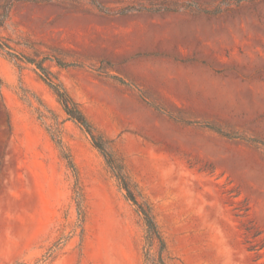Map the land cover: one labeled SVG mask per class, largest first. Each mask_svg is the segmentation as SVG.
I'll return each instance as SVG.
<instances>
[{
    "label": "rangeland",
    "instance_id": "1",
    "mask_svg": "<svg viewBox=\"0 0 264 264\" xmlns=\"http://www.w3.org/2000/svg\"><path fill=\"white\" fill-rule=\"evenodd\" d=\"M0 264H264V0H0Z\"/></svg>",
    "mask_w": 264,
    "mask_h": 264
},
{
    "label": "trees",
    "instance_id": "2",
    "mask_svg": "<svg viewBox=\"0 0 264 264\" xmlns=\"http://www.w3.org/2000/svg\"><path fill=\"white\" fill-rule=\"evenodd\" d=\"M39 68L45 74V81L58 97L69 119L80 125L89 134L94 147L104 156L114 176L118 179L122 188L127 192V198L133 202V204L138 208L139 213L143 216L147 227V245L152 247L153 243L157 241L160 244L162 251H164L166 244L154 219L152 209L146 202L138 201L133 189L131 188L130 181L124 173L123 167L117 164L112 153L109 151V141L104 140L102 136L95 133L87 118L80 110L79 105L74 102L67 90L61 84L55 83L51 79V76L46 72L45 68L41 65Z\"/></svg>",
    "mask_w": 264,
    "mask_h": 264
}]
</instances>
